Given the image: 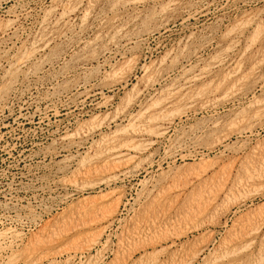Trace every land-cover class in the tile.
<instances>
[{"label":"rangeland","instance_id":"1","mask_svg":"<svg viewBox=\"0 0 264 264\" xmlns=\"http://www.w3.org/2000/svg\"><path fill=\"white\" fill-rule=\"evenodd\" d=\"M0 95V264H264V0H0Z\"/></svg>","mask_w":264,"mask_h":264},{"label":"bare ground","instance_id":"2","mask_svg":"<svg viewBox=\"0 0 264 264\" xmlns=\"http://www.w3.org/2000/svg\"><path fill=\"white\" fill-rule=\"evenodd\" d=\"M19 1V0H18ZM237 1V0H236ZM212 3V2H211ZM6 6V5H5ZM9 6V5H8ZM12 7V6H11ZM83 7V6H82ZM146 8V7H145ZM103 10V9H102ZM42 11V10H41ZM17 13V12H16ZM4 14V13H3ZM61 14V13H60ZM70 14V13H69ZM200 14V13H199ZM7 15V14H6ZM14 17V16H13ZM77 21V20H76ZM143 21V20H142ZM49 22V21H48ZM148 22V21H147ZM5 23V22H4ZM3 27V26H2ZM10 28V27H9ZM47 28V27H46ZM51 28V27H50ZM3 31V30H2ZM4 33V32H3ZM7 33V32H6ZM41 33H43V31L41 32ZM49 33V32H48ZM238 33V32H237ZM77 35V34H76ZM51 39V38H50ZM202 39V38H201ZM35 41V40H34ZM46 41V40H45ZM82 41V40H81ZM131 41V40H130ZM49 42H50V40H49ZM7 43V42H6ZM38 43V42H37ZM45 43H47V42H45ZM80 43V42H79ZM117 43V42H116ZM126 44H128V43H126ZM3 45V44H2ZM35 45V44H34ZM116 45V44H115ZM130 46V45H129ZM232 46V45H231ZM42 47H46V45L45 46H42ZM38 48V47H37ZM28 50V49H27ZM17 51V50H16ZM22 52V51H21ZM30 52V51H29ZM237 52V51H236ZM198 56V55H197ZM196 56V57H197ZM56 57V56H55ZM111 57V56H110ZM4 58V57H3ZM20 58V57H19ZM48 58V57H47ZM79 58H81V56L79 57ZM25 59V58H24ZM19 60V59H18ZM81 61V60H80ZM78 63V62H77ZM82 63H84L83 61H82ZM215 63V62H214ZM223 63V62H222ZM25 64V63H24ZM79 64V63H78ZM86 64V63H85ZM144 64V63H143ZM23 65V64H22ZM79 66V65H78ZM77 66V67H78ZM82 66V65H81ZM142 66V65H141ZM83 67V66H82ZM220 67V66H219ZM17 69V68H16ZM145 69H146V67H145ZM21 70V69H20ZM104 70V69H103ZM177 71V70H176ZM50 72V71H49ZM96 72V71H95ZM99 74H100V72H99ZM84 75V74H83ZM51 77V76H50ZM167 77V76H166ZM34 80V79H33ZM161 81V80H160ZM159 82V81H158ZM77 84V83H76ZM75 84V85H76ZM87 85V84H86ZM136 85V84H135ZM36 88V87H35ZM176 91H177V89H176ZM101 92V91H100ZM97 93V92H96ZM171 93H173V92H171ZM93 95V94H92ZM201 95V94H200ZM1 96V95H0ZM20 97V96H19ZM60 99V98H59ZM131 100V99H130ZM154 105H155V103H154ZM150 106V105H149ZM156 107V106H155ZM148 108V107H147ZM150 108V107H149ZM163 108V107H162ZM162 111V110H161ZM129 113V112H128ZM141 114V115H140ZM140 114H138V115H133V116H135V119L137 120V119H139V121L141 122V123H143L144 121L145 122H149V123H151V124H153V123H155V124H158V125H162L161 124V121H163L164 119H166L164 116H161V114L159 113V112H152V113H150L148 116H144L143 117V115H142V113H140ZM116 116V115H115ZM127 116V115H126ZM122 117V116H121ZM167 117V116H166ZM113 118V117H112ZM142 118L144 119V121L142 120ZM134 119V118H133ZM124 120V119H123ZM99 124V123H98ZM140 125V124H139ZM130 126V125H129ZM153 127V126H152ZM96 128V127H95ZM124 128H126V127H124ZM92 130H93V128H92ZM151 130V129H150ZM123 131V130H122ZM246 131V130H245ZM72 133V132H71ZM95 133V132H94ZM93 134V133H92ZM112 134V133H111ZM72 136V135H71ZM90 136V135H89ZM94 136V135H93ZM73 137V136H72ZM91 137V136H90ZM119 137V136H118ZM67 138V137H66ZM112 139V138H111ZM102 142V141H101ZM147 142V141H146ZM185 142V141H184ZM97 143V142H96ZM149 143V142H148ZM91 144V143H90ZM139 144V143H138ZM144 144V143H143ZM187 144V143H186ZM99 146V145H98ZM54 147H56V146H54ZM101 147V146H100ZM79 148V147H78ZM134 148V147H133ZM74 149V148H73ZM103 150V149H102ZM108 150V149H107ZM114 150H116L115 148H114ZM137 150V149H136ZM57 151V150H56ZM70 151V150H69ZM102 153H104V152H102ZM56 154V153H55ZM59 155V154H58ZM134 156V155H133ZM87 161V160H86ZM126 172V171H125ZM11 209V208H10Z\"/></svg>","mask_w":264,"mask_h":264}]
</instances>
